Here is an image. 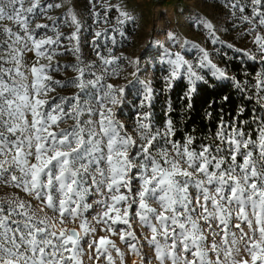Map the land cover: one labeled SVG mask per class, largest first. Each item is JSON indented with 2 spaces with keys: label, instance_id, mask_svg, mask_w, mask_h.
<instances>
[{
  "label": "snow or ice",
  "instance_id": "obj_1",
  "mask_svg": "<svg viewBox=\"0 0 264 264\" xmlns=\"http://www.w3.org/2000/svg\"><path fill=\"white\" fill-rule=\"evenodd\" d=\"M251 4L252 16L242 19L252 24L247 34L256 31L252 43L264 62V35L259 31L264 28V0ZM51 7L33 0L24 9L23 0H0V20L12 21L24 32L21 36L11 28L4 30L10 43L8 59L0 60V184L20 189L43 205L38 213L18 196L0 197V264H83V242L97 230L85 215L94 205L100 211L93 221L103 224L100 231L109 235L87 241L89 259L94 249L96 261L116 264L115 251L124 264V254L110 238L118 234L141 264H151L132 229L137 221L150 233L144 241L157 264H264V119L255 137L221 121L213 142L197 148L191 136L183 142L171 138L170 120L163 131L153 129L148 114L137 120L139 142L129 136L112 112V106L121 103L112 84L106 85L98 108L75 96L59 103L42 98L53 90L45 66H31L29 76L21 61L24 50L49 59L54 55L45 46L58 44L60 36L37 38L36 30L28 28L29 14ZM239 10L244 12L243 7ZM71 22L77 23L74 13ZM195 23L216 42L212 24ZM70 38L76 39V33ZM168 38L176 39L172 33ZM199 51L195 63L185 59L187 53L169 54V88L182 76L190 84L203 80L200 70L205 68L227 78L206 50ZM235 86L241 87L238 81ZM252 86L264 107V72ZM118 92L123 94L124 88ZM150 98L148 89L142 104ZM66 119L73 123L60 127ZM92 194L100 198L89 203ZM76 222L78 229L66 227Z\"/></svg>",
  "mask_w": 264,
  "mask_h": 264
},
{
  "label": "rangeland",
  "instance_id": "obj_2",
  "mask_svg": "<svg viewBox=\"0 0 264 264\" xmlns=\"http://www.w3.org/2000/svg\"><path fill=\"white\" fill-rule=\"evenodd\" d=\"M32 2L33 0H23V8L27 9ZM40 3L50 4L52 7L44 11L37 10L36 14H29V30H36L37 38L51 37L55 40L59 35L60 41L58 44L45 46L49 52H54L50 59L47 55L37 56L34 50H24L21 62L24 65L23 70L29 76L30 73L27 70L31 66H45L46 74L51 77L47 83L53 90L42 98L49 101L56 98V102L59 103L60 98L70 100L75 96L79 97L81 103L88 101L93 108H98L99 98L103 91L107 90L106 85L112 84L117 90V98L121 101L120 104L112 106V112L116 120L124 126L123 131L138 142L139 116L148 114L153 129L161 131L166 128L170 120L167 116L169 108L167 99L158 98L164 88H169L165 77L169 71L166 61L170 53H187L185 59L195 63L200 56L199 49H204L208 52L211 61L226 73L227 78L218 79L230 80L234 85L238 80L226 65L227 60L231 58L258 62V69L253 74L254 79L258 73L264 72V62L261 61L252 43L257 33L253 31L251 35L247 34L252 24L242 19L243 16H252L254 6L251 0H40ZM233 4H237L238 7L233 8ZM239 7L244 8L243 13L240 12ZM261 11H264V8ZM121 12L126 13L130 19L121 16ZM71 13H74L77 18L76 24L71 22ZM120 20L124 23H118ZM197 20L213 25L215 43L210 41L208 30L202 24L198 26L195 23ZM37 24L49 27L36 29ZM5 28H11L14 34L24 36L23 30L14 22L0 20V60L8 59L6 48L10 41L4 31ZM259 31L264 35V28ZM73 32L76 33V39L70 38ZM97 32L101 33L99 37L95 36ZM169 33H172L176 39L169 40ZM193 45L196 47L193 48ZM31 47L29 43L28 48ZM105 59H111L113 62L106 64ZM200 71L204 79L208 75L213 76L210 69L205 68ZM179 79H183L187 84L188 94L191 92L190 89H194L195 84L199 82L190 84L186 76L176 80ZM90 81L93 83H89ZM238 82L242 86L246 81ZM78 83H83L85 87L82 89L76 87ZM252 84H249L245 90L252 92L258 102L256 90ZM120 88H124L123 94L118 92ZM148 89L151 90L150 101L142 104ZM155 103L158 104L157 108L154 106ZM258 103L259 107L256 110L259 114L253 128H250L247 119H234L231 124H226L235 125L247 135L255 137L258 125L261 119H264V107L260 102ZM161 112H163V119H160L158 115ZM81 118L88 117L82 115ZM72 123L71 119H66L60 127H67ZM187 137L189 136L186 135L184 140ZM208 143L212 141L200 143L195 147ZM12 195L30 202L38 213L43 207L39 201L20 189L0 184V197ZM99 198L96 194H92L88 202L93 203ZM99 211L100 208L94 205L85 213L97 230L94 236L86 237L83 242L84 255L81 257L83 264H106L103 258L100 261L95 260L94 249L91 251L93 258L89 259L90 250L87 241L109 235L106 231H100V228L104 227L103 224L95 225L93 221V217ZM44 212L51 215L47 208ZM66 227L78 229V222L68 223ZM132 229L143 244L142 252L148 255L151 264H157L154 254L144 241V237L150 233L137 221L132 222ZM205 232L207 234L206 229ZM110 238L124 254V264H141L139 256L129 251L128 247L120 241L118 234ZM211 239L209 234V243ZM216 239L219 240V237ZM112 256L116 264H120V258L116 256L115 251H112ZM239 258L238 256L237 259Z\"/></svg>",
  "mask_w": 264,
  "mask_h": 264
},
{
  "label": "trees",
  "instance_id": "obj_3",
  "mask_svg": "<svg viewBox=\"0 0 264 264\" xmlns=\"http://www.w3.org/2000/svg\"><path fill=\"white\" fill-rule=\"evenodd\" d=\"M226 65L238 81H246L240 88L230 80L208 75L197 82L189 94L183 79L174 81L170 88L161 92L158 98L167 99L169 103L167 116L172 122L174 139L182 141L186 135L191 136L194 146L213 142L221 121L231 124L234 119H247L250 128L254 127L259 103L245 88L255 80L253 74L258 62L234 57L227 60ZM154 106L157 108L158 104ZM158 115L163 119V112Z\"/></svg>",
  "mask_w": 264,
  "mask_h": 264
}]
</instances>
